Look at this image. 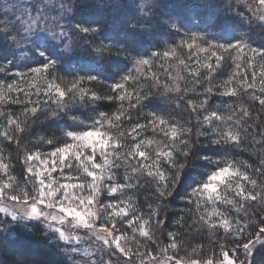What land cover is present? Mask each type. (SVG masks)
Returning <instances> with one entry per match:
<instances>
[{"label":"trees","instance_id":"1","mask_svg":"<svg viewBox=\"0 0 264 264\" xmlns=\"http://www.w3.org/2000/svg\"><path fill=\"white\" fill-rule=\"evenodd\" d=\"M138 2L143 4L144 0ZM9 3L24 6L28 4L48 19L55 14L57 22L70 32L74 30L73 26L78 24L86 27L100 26L101 30L95 38L96 44L102 42L111 47V51L105 52L103 57L88 56L89 40L81 36L79 39L84 41L78 51L66 54L61 47L63 38L52 39L46 33H41L32 43L20 47L6 39L4 34H0V64H9L11 72L25 73L24 77L5 76L0 73V81L4 82V87L0 88V96H3V99H0V112L5 113V116L0 117V156L8 163L20 187L25 189L30 187L27 181L28 175H21L23 152L43 145L59 144L61 140L66 139V133L75 129L91 128L96 121L103 119L104 123L109 125L111 135L117 139L116 160L111 172L114 183L131 182L135 185L124 189L125 203H130L139 210L137 214H144L145 218L151 208L153 212H158L159 219L164 221L159 228H153V240L137 235L138 239L135 240L137 244L134 245L137 248H144L145 251H151L156 258L175 257L183 263L192 260L205 261L208 258L222 259L220 246L223 245L225 250L231 248L234 236L226 233L221 227L211 228L201 220V217L205 220L211 217L212 222L217 225L222 217L232 222L237 220L242 223L249 222L257 218L259 203L245 202L237 197L235 204H225L221 201L210 204L205 203L207 200L203 195L197 208V205L189 203L187 198L193 188L206 181L208 175L217 169V164L213 161L221 159L234 165V169H239L241 173L247 172L251 178L257 179L258 185L264 182V177L256 171L262 167L261 161L264 160V135H262L264 109H261L258 102L253 101L250 95L243 91L241 83L245 71L249 76L243 82H252L250 75L252 69L247 68V61H233L227 55L217 66L214 57L209 59L211 51L201 52L197 48L188 49L186 46L177 48L174 56L157 61L150 69L138 71L132 58H148L153 51L163 52L166 47L171 49L175 44L180 43L182 36L192 34L203 36L214 43L228 44L243 39L253 47L264 48V24L245 20L238 14L243 10L239 6H236L234 11L228 12L224 8L225 0H155L156 6L152 10L148 9L141 13L124 6H121L119 11L112 12L104 6L102 0H76L75 10L63 17L59 15L58 9L54 8L56 0H0V9ZM85 7H92L96 12H101L97 15L98 19L105 17L106 21L89 22V18L93 15L88 13ZM120 14L126 15L128 20L118 25L117 19ZM156 14L158 17L155 16ZM4 18L3 12L0 11V19ZM130 23H136L137 28L130 30ZM170 25H175L176 28ZM121 36L125 38L120 39ZM157 36L163 39H157ZM126 37L134 38V42L140 43V46L134 43L131 44L135 47L127 46ZM146 39L150 42L141 45ZM70 42H74L71 34L65 43ZM197 43L201 47H207L203 41ZM41 52L43 55L40 54ZM48 61L55 62V70L51 75H45L43 70L40 74L29 73L31 68ZM208 63L213 65L211 70L204 67ZM237 63L240 65L239 68L236 66ZM261 63L264 62L258 61L255 69L256 95H260L259 89L262 87L259 82ZM193 73L199 75L194 76ZM153 74L158 78V83L150 79ZM86 75L97 76L98 80L84 85L90 91L83 100L79 97L73 100L69 95L68 104L57 105L53 100H48L46 95L42 96L48 91L50 84H59L61 88L66 89L74 78ZM124 75L132 77L124 82L125 90L113 92L111 85L123 82L121 77ZM234 76L237 77L235 82L228 86L236 87L238 96H221L220 92L224 90L226 82ZM25 78L28 79V83L24 82ZM196 80H199V83H196ZM8 84L23 90L9 92ZM177 86L180 87V92L174 90ZM208 87H213V93H206ZM251 91L253 90H249ZM91 92H95L100 99L92 100ZM141 93H146L148 98L143 99L141 96L140 103H137V96ZM128 94L130 97L123 101L116 98ZM107 96H113V99L108 100ZM206 97L208 101L205 106L206 111L192 113L187 107V100H194L199 105ZM17 99L20 103L13 102ZM33 106L40 108L34 117L30 114ZM241 108L249 111L250 116L241 120L239 129H241L242 142L239 147L230 144H213L212 140L218 137L200 135L209 127L204 123L203 117L210 115L212 111H217L223 117L221 121L214 120L218 130L232 127L235 133L238 127L234 126L232 121H228L227 117L235 111L236 118L239 119ZM150 113L162 115L172 123L192 130L183 137L189 141L192 150L189 157L185 158L177 151L176 167H172L167 162L160 165V171L168 177L169 184L172 177L179 172L176 189L173 195L165 200H161L158 196V191L163 190L165 181L157 183L158 177L154 179L153 176L148 175V171L155 173L157 168L154 166V169L143 168L133 172L132 166L139 168L143 158L137 157L133 160L125 156L129 148L140 141H143L140 150L145 151L149 156L148 160H144L147 164H152L157 153L167 150L166 145L171 142L162 132L153 133L151 128H147L139 129L138 134L133 133L136 135V140H132L129 136L136 124L148 123L151 119ZM9 116L18 120L20 127L25 128V131L20 132L10 126ZM117 116L120 117L119 120L116 119ZM242 129H246L247 132ZM4 132H8L14 139L7 140L3 135ZM41 137L43 140L40 139ZM48 140L53 143L48 144L46 142ZM150 140L153 141L151 144L148 143ZM177 146L179 147L178 142ZM181 163L185 164L183 170L179 169ZM246 165L250 167H245ZM126 173L130 181L126 178ZM231 183L232 189L222 186L220 194L222 197L232 199L235 184L242 181L237 177ZM246 187L250 189L251 185ZM240 204H244L243 209H240ZM235 226L233 223V228ZM24 227L25 229L14 232L10 238L0 237V264H69L57 247L49 243L42 229L27 225ZM248 231H252L251 225ZM169 233L176 235L178 245L176 249L169 247L171 244ZM162 249L167 251L161 254ZM254 255L255 264H264L260 259L264 257V253H254Z\"/></svg>","mask_w":264,"mask_h":264},{"label":"snow or ice","instance_id":"2","mask_svg":"<svg viewBox=\"0 0 264 264\" xmlns=\"http://www.w3.org/2000/svg\"><path fill=\"white\" fill-rule=\"evenodd\" d=\"M105 7L110 11L116 12L119 11L121 6L127 7L129 9H134L138 13H141L148 9H153L155 5V0H144V3L141 4L138 0H102ZM239 6L243 10L238 14L242 16L245 20H248L253 23L264 24V0H225L224 8L228 12L235 10V7ZM77 7L76 0H56L54 8L58 9V13L61 17L67 16L69 13L73 12ZM0 11L3 12L4 19H0V34H4L6 39L13 41L17 46L23 47L27 44L33 42L41 33H46L52 39H60L61 47L64 53L73 54L78 51L79 47L83 43L79 37H87L89 43L87 44L88 56H100L103 57L105 52L111 51V47L105 43L96 44V36L100 32V26H83L75 25L73 26L74 30L69 31L61 23L57 22L56 15L54 14L51 19L44 17L42 14L38 13L34 8H31L28 4L27 6L9 3L4 6ZM247 13V14H245ZM136 23H130V30H135L137 28ZM172 28H176L175 25H170ZM179 31V29H176ZM69 34L74 38V42L65 43L68 39ZM197 41H203L207 47H201ZM186 46L188 49L197 48L201 52L211 51V56L215 58L216 65L219 66L221 61L225 59V55L233 59V61H247V68L252 69L251 83H244L243 81L247 80L249 73L245 71L242 78V88L244 92H247L250 95V98L253 101H257L260 108L264 109V63L260 64V84L262 87L259 89L260 95L255 93V82L257 80L256 75V64L257 62H264V48H256L251 44L241 39L234 43H219L211 42L205 39L200 35H187L182 36L180 43L175 44L174 47L168 49L167 47L163 52L153 51L148 58H135V66L138 71L142 69H150L154 63L160 60L167 59L172 57L176 53V49ZM218 52L220 53L218 55ZM233 53L235 55H233ZM43 55V52L40 53ZM183 63V61H181ZM237 68L240 67L237 63ZM208 69H212L213 65L208 63L204 65ZM9 64H0V73H3L5 76L13 75L24 77L25 73L21 72H11ZM41 70L45 75H51L55 70V62L48 61L47 63H42L38 67H33L29 71L33 74H40ZM194 76H198V73H193ZM132 77L130 75H124L121 77V81L116 82L111 85L113 92L117 90H125V83ZM237 77H233L231 80L227 81L225 88L220 92L221 96L224 97H237L238 91L236 87H230L235 82ZM153 82L158 83V78L155 74L150 78ZM98 77L94 75H86L81 77L74 78L69 86L61 88L59 84H50L48 86V91L45 93L53 102L57 105L68 104L67 97L72 96V99L75 100L77 97L83 100L88 96L90 89H86L84 85L91 84L94 81H97ZM196 83H199V80H196ZM4 87V82L0 81V88ZM167 87V86H165ZM7 89L9 92L22 91L18 86L13 84H8ZM176 92H180L181 89L177 86L174 89ZM249 90H253L249 92ZM172 91V89H169ZM213 87H208L206 93H213ZM141 96L143 99H147L148 96L146 93H141L137 96V103H140ZM128 95H119L116 98L123 101L128 99ZM92 100L100 99L95 92H91ZM108 100H112L113 96H107ZM0 99H3V96H0ZM15 103H20L17 99L13 101ZM207 97L197 105L194 100H187V107L190 108L192 113H199L201 110L206 111ZM47 103V101H45ZM134 106V105H133ZM40 111L38 106H33L30 109L31 116H35L37 112ZM5 116V113L0 112V117ZM103 117L104 114L102 113ZM151 119L147 124L141 125L136 124L129 133V136L132 140H136V135L138 134L139 129L151 128L153 133L157 131L162 132L166 138L170 140V144L166 145L167 150L159 152L156 154V159L152 164H139V168L132 166V171L137 172L143 168H152L156 167L157 171L153 173L148 171L149 176L159 178L157 183L160 181H165L163 185V190L158 191V196L161 200H165L168 197H171L176 189V183L179 179V172L176 176L172 177L171 183L169 184L168 177L160 171V165L164 162H167L172 167H176L175 153L179 151L185 158L189 157L191 153V148L189 147V141L184 139L185 134L191 133V128H185L182 125L177 123H172L169 119L165 118L162 115L150 113ZM250 113L244 108L240 109V118H236L235 111L232 115L227 117L228 121H232L234 126L238 127V130L234 133L232 127H227V130H218V126L214 124V120L221 121L223 117L217 113V111H212L210 115H204L203 121L209 127L207 130L202 131L200 135H210L216 136L218 139H213V144H223V145H232L239 147L241 144V129L239 126L241 120L245 117H249ZM117 120L120 119L119 116L116 117ZM104 120L96 121V124L103 126ZM197 123H200L197 121ZM264 123V121H262ZM8 124L13 126L15 129L20 132H24L25 128L20 127V122L18 120L8 117ZM167 129V130H166ZM245 133L246 129H242ZM4 137L7 140H12L14 137L8 132L3 133ZM264 135V133H262ZM66 136L71 139L74 143H66L63 147H56L49 155L52 158L59 156V163L64 167H71L69 162L71 158L74 157L76 161L81 160L82 150L90 149L91 154L86 156V160L93 162L97 152H99L100 157L103 158L104 164L92 163V169L89 170L87 166L84 167L88 177L92 178V182L87 185V188L90 189L88 195L78 194L79 190L82 193L85 190V184L83 183H65L61 184L58 187H53V183L49 182L45 186L44 173L49 169V159L42 158L40 154L28 155L26 157L27 161H38L42 165V169H36L35 178L39 183V194L38 197H33L31 202H29V195L27 192H24L21 195H10L6 199L12 201L13 203L8 206H0V213L10 219V221H27V220H41L46 227L53 233L56 234L59 240L64 241L67 245L73 247L69 248V251H78L80 255L85 256L86 264H112L111 260L105 261L104 254L109 252L111 255L122 256L126 259L123 260V264H136V261L139 260V264H157V258L152 255L151 251L137 252L133 253L132 249L128 247L129 243L138 239L136 233H139V237L146 238L147 240L154 239L153 228H159L164 224V221L159 219V213L153 212L150 208L147 213V218L144 214H137L138 209L131 206L130 203L124 204L123 201L113 204H101L99 197L104 194L106 191L108 196H114L118 192L123 195V190L126 188H132L135 185L131 182L125 184L119 183H109L114 181L113 175H105L106 172L110 171V161L108 159L110 151H115L116 145L110 143V138L105 132L100 130V127H93L91 130L82 131L79 133H66ZM43 140V137L40 138ZM19 142V141H18ZM48 144H52L53 141H46ZM153 141H148L151 144ZM179 143V147L177 146ZM143 141L135 143L133 147L129 148V151L125 153L126 157H129L133 160L143 158V160H148L149 156L145 151L140 150L141 144ZM74 150V151H73ZM204 159H210L208 157H203ZM217 164V169L211 174L208 175L205 182H201L199 186L192 189L187 200L189 203H195L197 208L200 205V197L203 195L207 196V202L221 201L225 204H235L237 201L235 198H239L242 201H251L258 202L260 205L259 214L255 220L242 223L237 220L235 222L230 221L227 218H221L219 224L212 222L211 217L207 220L204 217H201V220L204 223H207L211 228L221 227L225 230L226 233H230L234 236V239L231 241L232 247L225 250L224 246L221 245L220 256L222 259L215 260L213 258H208L205 261L192 260L189 264H255V255L254 253H264V182H261L258 185L257 179L251 178L247 172L241 173L239 169H234V165L228 164L227 161L221 159L219 161H213ZM262 167L256 169V171L264 177V160L261 161ZM56 161L52 160L51 171H55ZM226 165V166H225ZM245 167H250L246 165ZM9 165L3 162H0V171L7 173ZM185 164H179V169L183 170ZM95 169H103L99 175ZM28 171L33 172V167L30 166ZM51 171H48L49 178L51 177ZM233 177H238L242 183H236L235 188L233 189V198L229 199L227 197H222L218 189L220 185H225L226 188L232 189L231 180ZM126 178L127 173H126ZM246 182V183H243ZM246 185H251V188H247ZM5 188L7 186H4ZM259 187V191L257 188ZM4 188H0V198H4ZM123 204V206H121ZM93 207L96 210H93ZM240 209L244 208V204H240ZM47 209V210H46ZM112 209L111 213H108L107 210ZM118 209V210H117ZM55 210V211H49ZM108 216V220L111 226L101 225L99 229L97 228V220H105V216ZM118 223H126L128 228L131 229L133 236L131 241L124 234H118L119 228ZM233 223H235V228H233ZM252 226V231H248L249 226ZM0 228H7V223H0ZM83 229L90 233L95 241H99L100 244L96 250L92 253L84 252L81 253L78 245L80 243L81 237L79 235H74L73 230ZM102 233V234H101ZM171 239V244L169 247L171 249H176L177 238L173 233L168 234ZM259 246V247H258ZM167 249H162L161 254L166 252ZM76 264H81V261H77ZM167 264H183L179 258L168 257Z\"/></svg>","mask_w":264,"mask_h":264},{"label":"rangeland","instance_id":"3","mask_svg":"<svg viewBox=\"0 0 264 264\" xmlns=\"http://www.w3.org/2000/svg\"><path fill=\"white\" fill-rule=\"evenodd\" d=\"M86 11L90 14H92V18H89V22L91 23H95V22H101V21H106V18L104 17L103 19H98L97 15H100L99 12H96L92 7H85ZM167 11V10H166ZM156 17H158V15H155ZM127 19L126 15L124 14H120V16L117 19V24H121L124 23ZM107 37V36H105ZM109 37V36H108ZM124 36L119 37L120 39H123ZM125 38V37H124ZM128 38V42H127V46H131V43H134L137 46H140V43H136L134 42V38L131 37H126ZM157 39H163L161 36H157ZM111 39V38H108ZM150 39V37H149ZM148 43L150 42V40L146 39L145 42H142V44L144 43ZM133 47H135L134 45H132ZM138 48V47H137ZM29 73H31L29 71ZM25 83H28V79L25 78L24 79ZM25 87V84L23 83V88ZM23 90V89H22ZM25 90V89H24ZM43 94V92H42ZM45 96V93L42 95ZM48 100H52L50 99L48 96L46 97ZM65 123H67V121H65ZM100 127V130L102 132H105L108 137L110 138V143L113 145H116L115 142L117 141L116 138H114L110 131H109V125L105 122L103 123V126L101 127L98 124L93 125L91 128L85 129V130H80V129H75V131H72L70 133H79L82 131H87V130H91L93 127ZM66 143H74L73 141H71L70 138H68L66 136V139L61 140L60 143H55L54 145H43L41 147H35L34 149H30L27 150L25 152H23L22 154V165H23V169H22V174L21 175H28V183H29V189H25L24 187H20L18 180L16 179V177L14 175H12V171L10 168H8L7 173L5 174L3 171H0V188H4V193H5V197L4 198H0V206H8L10 204H12L13 202L6 199L7 196L16 194V195H21L24 192H27L29 195V202H31V199L33 197H38L39 194V183L38 180L35 178V171L36 169H42V165L39 164L38 161H27L26 157L28 155H35V154H40L42 156V158H47L49 159V169L48 171H51L52 168V160L55 159L56 161V165H55V171H51V177L49 178L48 176V171H45L44 173V179H45V186L47 185V183L52 182L53 183V187H58L61 184H65V183H83L85 184V190L80 193L79 190H74L77 191L78 194H82V195H88L90 189L87 188V185L90 184L92 182V178L88 177L86 172L84 171V167L87 166L89 168V170H93L92 169V163H100V164H104V160L102 157H100L99 152H97L95 159L93 162H89L86 160V156L91 154V150L90 149H84L82 150V156H81V160L80 161H76L73 158L70 159V163H71V167H67L64 168L60 163H59V156H57L56 158H52L50 157V153L52 151L55 150L56 147H63ZM117 149V147H116ZM115 149L114 152L110 151V155L108 157L109 161H110V171L106 172L105 175H111V172L113 171V163L116 160L115 155L117 150ZM74 151V150H73ZM141 159V158H138ZM142 163L143 164H147L145 163V161L143 159ZM0 162L6 163L3 160V158L0 156ZM32 166L33 167V172H29L28 168ZM150 169H154V167L150 168ZM146 170V169H145ZM148 170V169H147ZM95 171L97 172V174L99 175L101 172H103V169H95ZM237 179V177H233L231 182L235 181ZM207 180V179H206ZM205 182V181H204ZM109 183H114V181H111ZM115 184V183H114ZM4 186H7L6 188ZM223 184L220 185V188L218 189V191L221 194V188H222ZM223 193V192H222ZM207 200V196H204ZM99 201L101 204H108V203H119L120 201H123L124 204L125 200H124V190H123V195H121L120 192H118L117 194H115L114 196H108L106 191L104 192L103 195H101L99 197ZM210 204H212V202H209ZM121 206H123V204H121ZM47 210V209H46ZM93 210L95 211L96 208L93 207ZM118 210V209H117ZM49 211H55V210H49ZM108 213L112 212V209H108L107 210ZM217 213V212H216ZM214 213V214H216ZM0 223H7V228H0V237H11L12 234L14 232H16L18 229H25L24 225L28 226H32V228L35 227H39L40 229H42L43 234L46 235L49 239V243L50 244H54L57 249L59 250V252L66 258V260L68 261L69 264H76L77 261H81V264H86V257L83 255H80L78 251H69L70 247H73L71 245H67L64 241L59 240L58 237L56 236L55 233L51 232L46 225L41 221V220H27V221H20V222H16V221H10L9 218L4 217V215L2 213H0ZM101 225H106V226H111L109 220H108V216H105V220H97V228L99 229V227ZM118 228H119V232L118 234H124L126 235L129 240L131 241L132 238V231L130 228H128L126 223H118L117 224ZM26 227V228H27ZM73 234L74 235H79L81 237L80 243L78 245L79 249L81 250V253L84 252H88V253H92L96 250V248L99 246L100 242L99 241H95V238L88 233L86 230L83 229H79V230H73ZM102 234V233H101ZM136 235L139 236V233L137 232ZM137 244V242L132 241L129 243L128 247H130L132 249V252L135 253L137 252V250L144 252L145 249L144 248H137L134 244ZM24 244V243H23ZM14 245V244H13ZM21 245V244H20ZM10 248L12 246H9ZM147 251V250H146ZM126 259L122 256L116 255L113 256L111 255L109 252H105L104 254V260L108 261L111 260L112 264H123V260ZM262 261H264V257L260 258ZM168 262V258L166 257H161V258H157V264H167ZM136 264H139V260L136 261ZM183 264H189L188 263H183Z\"/></svg>","mask_w":264,"mask_h":264}]
</instances>
